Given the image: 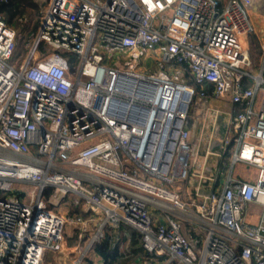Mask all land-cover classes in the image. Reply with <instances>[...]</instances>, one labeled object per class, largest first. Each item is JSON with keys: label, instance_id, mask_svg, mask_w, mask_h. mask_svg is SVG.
<instances>
[{"label": "built area", "instance_id": "built-area-1", "mask_svg": "<svg viewBox=\"0 0 264 264\" xmlns=\"http://www.w3.org/2000/svg\"><path fill=\"white\" fill-rule=\"evenodd\" d=\"M9 1L0 0V264H80L104 226L120 224L141 234L140 264H264V41L253 72V0H48L21 44L1 11ZM115 53L123 61L103 63ZM148 53L155 67L136 71ZM226 99L240 110L212 105ZM67 194L88 218L48 208ZM71 222L79 239L92 222L85 248L66 247Z\"/></svg>", "mask_w": 264, "mask_h": 264}, {"label": "rangeland", "instance_id": "rangeland-1", "mask_svg": "<svg viewBox=\"0 0 264 264\" xmlns=\"http://www.w3.org/2000/svg\"><path fill=\"white\" fill-rule=\"evenodd\" d=\"M47 1L48 0H39L38 3H39V5L42 8L43 5L45 3H47ZM24 11H26V14L24 16L27 19V22H26L27 25H25V29L21 27V25H22V23H24V21L23 22H19L18 21V19L20 17L17 20L13 19L12 21L8 22L9 24L17 25V28H19V41H20V44H21L22 40L27 39V36L29 34L31 35L35 31V29L37 27V25L35 26V24L38 22V19L40 18V16H39L40 12L42 13V11H38V9H36V10L27 9L26 10V6H25V10ZM251 35H252V33L248 37V43H249L248 55H249V59L251 61L252 66H254L253 72H256L258 67H260L262 62H263V58H262L263 56H262V54L260 53L259 50H256L259 47V45H256V46L252 45L251 42L254 39H252ZM46 48H47L46 44L41 42V44L39 45V50L44 52V50ZM19 52L20 53L16 54L17 56H16L15 60L14 61L12 60V62L16 66H18L22 62V59H23L22 47H20ZM61 55L67 60V62L69 63L70 67H73V68L77 67L79 59H78V57L76 55H73V54L67 53V52H62ZM37 57H39L38 53H35L33 55V58L36 59ZM153 58H154V56H152V53H148L143 58V60L141 61V65L137 66V68L135 70L138 71V72H144L145 68L150 70V67H155V62L153 61ZM117 59H119V61H123L124 58L121 57L118 53H115V54H113V56H112V58L110 60H107L106 62L104 61L103 63L106 64V65H110V64H113ZM167 67H171L170 70H176V67H178V66L174 65L172 67V66L166 65L165 66V71H167V69H166ZM187 82H188V80H187ZM188 84L193 85L194 87L196 86L197 89L199 88V86L197 84H195L194 81H192V80H191V82H188ZM212 105L214 107H219V106H216L214 103H212ZM232 105L234 106V110H233L234 113H236V112H238L240 110V108L237 105H235V104H232ZM236 109H238V110L235 111ZM224 112L228 113L226 111H224ZM229 156H230V154L224 158V163L226 164V169H224V167H223V171H225V173H227L228 170L230 169ZM232 173L236 174L237 176H239L240 174L245 173V166L243 164L236 165L232 169ZM142 178H145V176H142ZM167 187L169 189H173V186H171V185H167ZM186 187H187V183L186 182H183L181 185H178V188L181 189V191H183ZM67 207H68L67 205L62 204V205H60L58 207L49 206L48 208H50L53 211H60V212H66L67 213V210H68ZM84 218H88V215L86 217H84ZM91 223L92 222H90V225H89L90 226V230L88 232L84 233L83 237L81 239H79L77 237V234L79 232L78 225L73 223V222L68 223V225L66 227V231H65L66 247L70 246V245H73V246H78V247L80 246L82 248H85L88 245V243L91 241V238H92L93 233H94V226ZM88 256H89V258H92L94 261H96V259L92 256L91 253L87 252L85 258L88 257ZM54 264H70V263H69V261L67 259H65L64 256H62V257H58ZM80 264H83V261Z\"/></svg>", "mask_w": 264, "mask_h": 264}, {"label": "trees", "instance_id": "trees-1", "mask_svg": "<svg viewBox=\"0 0 264 264\" xmlns=\"http://www.w3.org/2000/svg\"><path fill=\"white\" fill-rule=\"evenodd\" d=\"M31 1L35 3L38 2V0ZM25 6L26 3L23 0H10L8 4L1 8V11L6 18V21L10 22L13 19L17 20L19 17H22L26 14V11H24ZM26 22L27 19L21 25V27L24 29L25 25H27ZM36 25L37 23L35 26ZM256 50H259L262 54L260 47H258ZM177 66L181 67L182 69L185 67L183 65ZM182 71L185 75H187L184 70ZM188 82H191V80L188 79ZM237 110L238 109L235 111ZM231 148L232 145L227 148V151L222 157V162H224V158L230 154ZM62 204L68 206L67 215L69 217L75 215L84 218L88 215V213L84 212L82 209L81 200L79 201V204H74L73 194H67L62 199L59 206ZM88 252L91 253L94 258L95 256H98L101 262L99 263L94 261L88 256L83 260V264H131L136 261L139 256L141 259L144 257L141 248V234L125 224H120L118 228H112L108 225H105L103 229V236L98 241L94 242L93 246L88 250Z\"/></svg>", "mask_w": 264, "mask_h": 264}, {"label": "crops", "instance_id": "crops-1", "mask_svg": "<svg viewBox=\"0 0 264 264\" xmlns=\"http://www.w3.org/2000/svg\"><path fill=\"white\" fill-rule=\"evenodd\" d=\"M26 3V10L27 9H38V11H43L46 3L41 6L39 3H35L31 0H23ZM24 12V11H23ZM22 12V13H23ZM41 15V12H40ZM39 15V16H40ZM249 15L250 19L254 25V32L252 33V39L253 41H256V45H259L261 48V44L264 41V0H253L252 4L249 8ZM38 23V22H37ZM17 26V25H15ZM263 58V57H262ZM216 106H219L224 111L228 112L229 114L233 113L234 106L229 101V99L223 100V101H212ZM95 259L97 262H101L100 258L98 256H95ZM141 263V257L139 256L136 261H134L131 264H140Z\"/></svg>", "mask_w": 264, "mask_h": 264}, {"label": "bare ground", "instance_id": "bare-ground-1", "mask_svg": "<svg viewBox=\"0 0 264 264\" xmlns=\"http://www.w3.org/2000/svg\"><path fill=\"white\" fill-rule=\"evenodd\" d=\"M39 1V0H38ZM26 20V17L25 16H22V17H20L19 18V22H23V21H25ZM39 20H40V18H39Z\"/></svg>", "mask_w": 264, "mask_h": 264}, {"label": "water", "instance_id": "water-1", "mask_svg": "<svg viewBox=\"0 0 264 264\" xmlns=\"http://www.w3.org/2000/svg\"><path fill=\"white\" fill-rule=\"evenodd\" d=\"M195 131H196V127H195L194 130H193L192 136L194 135Z\"/></svg>", "mask_w": 264, "mask_h": 264}]
</instances>
